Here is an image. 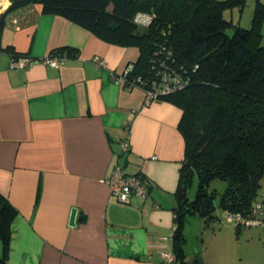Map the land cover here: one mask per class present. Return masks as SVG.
Here are the masks:
<instances>
[{"label":"crops","instance_id":"1","mask_svg":"<svg viewBox=\"0 0 264 264\" xmlns=\"http://www.w3.org/2000/svg\"><path fill=\"white\" fill-rule=\"evenodd\" d=\"M2 3L0 193L18 212L8 264H166L163 253H174L175 193L186 149L182 110L164 100L147 103L142 89L120 82L138 48L104 41L44 14L39 4L9 11L11 0ZM250 11L238 21L244 28L251 26ZM59 52L68 56L61 68L42 62ZM12 55L34 63L11 69ZM97 56L104 68L93 62ZM118 161L125 173L146 177L145 202L112 197L106 181ZM258 236L245 240L238 264H264V232Z\"/></svg>","mask_w":264,"mask_h":264},{"label":"trees","instance_id":"2","mask_svg":"<svg viewBox=\"0 0 264 264\" xmlns=\"http://www.w3.org/2000/svg\"><path fill=\"white\" fill-rule=\"evenodd\" d=\"M253 1L251 26L244 28L224 14L243 9L246 0H11L9 11L39 4L44 14L62 16L104 41L138 48L133 78L162 84L164 73L173 71L183 84L157 99L182 110L179 129L186 144L175 193L174 264L201 263L186 258L181 229L185 216L198 214L208 222L217 218L218 209L239 214L237 232L244 220H264L254 213L263 197L264 3ZM138 13L153 15L151 24H136ZM3 20L4 15L0 34ZM216 179L228 183L217 205V194L209 190ZM194 181L197 193L191 199ZM17 214L0 193V264H8Z\"/></svg>","mask_w":264,"mask_h":264},{"label":"rangeland","instance_id":"3","mask_svg":"<svg viewBox=\"0 0 264 264\" xmlns=\"http://www.w3.org/2000/svg\"><path fill=\"white\" fill-rule=\"evenodd\" d=\"M250 9L254 10V1L246 0L243 9L237 7L233 10H227L224 17L228 21L235 19L234 23L238 24L245 10H247L245 18H248L249 15L251 17ZM261 185L260 192L264 195V176ZM227 187L228 183L223 180L216 179L211 182L209 190L217 194L216 205ZM196 193L197 181H194L189 197L193 199ZM255 212H257L256 208H254ZM215 214L217 218H212L208 222L198 214L185 216L181 229L185 239L186 258L188 261H193L200 255L204 264H238L245 258V240H258L260 238L258 232H264V224L259 225V227L248 228L243 221L242 229L237 232L235 227L237 222L229 221L227 213L218 209ZM198 252L200 254L197 255Z\"/></svg>","mask_w":264,"mask_h":264},{"label":"built area","instance_id":"4","mask_svg":"<svg viewBox=\"0 0 264 264\" xmlns=\"http://www.w3.org/2000/svg\"><path fill=\"white\" fill-rule=\"evenodd\" d=\"M3 0H0V4ZM4 8V5H1ZM154 16L147 13H138L135 16V22L141 27H147L151 24ZM68 56L63 52L55 53L45 59L42 62L45 65L52 66L54 68H61L64 66ZM93 62L101 68L106 66L105 61L100 57H94ZM34 60L29 56L13 55L10 60L11 69H25L31 66ZM133 65L128 66L118 78L120 82H124L126 87L129 89L140 88L145 93V98L147 103L156 101L159 97L164 96L173 92L176 89L183 88V84L174 78L175 72L164 73L162 84L158 81L143 80V78H133L131 76V71ZM161 72V71H160ZM163 73V72H162ZM175 80V81H174ZM122 152H128L129 143L125 140L122 143ZM155 159V157L153 158ZM107 184L110 187L112 197L122 204H128L132 200H138L140 202H145L149 196V185L146 177L141 174H127L122 168L120 161H118L115 166L112 175L107 179ZM256 210L260 216L264 215V195L262 201L256 204ZM230 221H240L242 217L239 214L231 213L228 215ZM172 238V237H171ZM163 261L166 264H174L176 262V255L174 253H163Z\"/></svg>","mask_w":264,"mask_h":264},{"label":"water","instance_id":"5","mask_svg":"<svg viewBox=\"0 0 264 264\" xmlns=\"http://www.w3.org/2000/svg\"><path fill=\"white\" fill-rule=\"evenodd\" d=\"M76 220H77V210L73 209L70 217V226H75ZM200 264H204V263L201 262Z\"/></svg>","mask_w":264,"mask_h":264}]
</instances>
